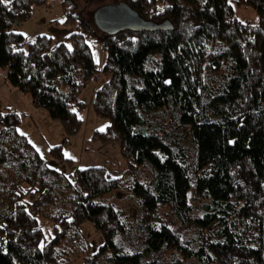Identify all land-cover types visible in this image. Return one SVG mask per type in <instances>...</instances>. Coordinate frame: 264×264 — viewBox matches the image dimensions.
<instances>
[{
    "label": "trees",
    "instance_id": "1",
    "mask_svg": "<svg viewBox=\"0 0 264 264\" xmlns=\"http://www.w3.org/2000/svg\"><path fill=\"white\" fill-rule=\"evenodd\" d=\"M47 1L0 0L5 79L73 135L82 88L99 71L87 39L97 41L107 80L92 107L109 125L93 139L118 142L127 166L69 177L18 132L16 111H1L0 264H65L90 246L83 220L103 243L79 264H264V0H123L173 27L117 34L61 0L76 30L53 47L45 34L27 42L13 29ZM231 2L251 6L257 24L235 17ZM50 154L71 161L60 144ZM120 188L135 198L136 219L97 200ZM39 218L52 224L49 240Z\"/></svg>",
    "mask_w": 264,
    "mask_h": 264
},
{
    "label": "rangeland",
    "instance_id": "2",
    "mask_svg": "<svg viewBox=\"0 0 264 264\" xmlns=\"http://www.w3.org/2000/svg\"><path fill=\"white\" fill-rule=\"evenodd\" d=\"M74 1L77 4L76 13L94 28H98L93 20L95 11L98 8L124 2L123 0ZM231 3L234 6L235 17L242 21H249L251 24H257L258 16L251 6ZM30 15L29 19L13 25V29L16 32H21L27 42L33 40L37 35L45 34L51 38V46L53 47V45L62 42L70 33L76 30L75 25L64 23L61 0H48L46 4L34 6ZM87 43L90 45L92 56L99 71L95 78H92L82 88L79 100L83 102V105L81 108L74 109L81 122L80 128L75 134H65L60 121L52 119L46 109L35 106L31 102L29 93L21 92L13 85H10L3 74L2 70L5 69L3 67H0V112L7 108L11 111H16L20 115V122L17 127L18 132L25 134L39 156L46 161V164L57 171L59 170L71 177L76 169L103 165L109 176H119L127 166L120 153V144L116 141L103 143L93 139L95 130H104L109 125V121L106 118L95 115L92 107V99L97 88L107 80V77L102 73V65L105 63L106 53L94 39L88 38ZM59 144L62 145L63 156L70 159V162L61 161L50 154L51 148ZM97 200L101 203H112L120 210L122 216L129 220L137 217L139 212L135 198L126 188L104 193ZM38 222L44 233V240H49L53 234L51 222L41 218H39ZM79 229L88 239L90 246L81 254H78V251L73 249L70 254L64 256L65 264L81 263L84 256L93 255L103 243L101 232L89 220H83ZM65 243L69 245V242L66 241Z\"/></svg>",
    "mask_w": 264,
    "mask_h": 264
},
{
    "label": "water",
    "instance_id": "3",
    "mask_svg": "<svg viewBox=\"0 0 264 264\" xmlns=\"http://www.w3.org/2000/svg\"><path fill=\"white\" fill-rule=\"evenodd\" d=\"M93 20L98 29L105 34H117L119 31L128 30L134 32L171 30L173 27L171 22L166 19L157 23L151 19L143 18L137 10L125 2L98 8Z\"/></svg>",
    "mask_w": 264,
    "mask_h": 264
},
{
    "label": "crops",
    "instance_id": "4",
    "mask_svg": "<svg viewBox=\"0 0 264 264\" xmlns=\"http://www.w3.org/2000/svg\"><path fill=\"white\" fill-rule=\"evenodd\" d=\"M3 71V74L6 75V71L5 70H2Z\"/></svg>",
    "mask_w": 264,
    "mask_h": 264
},
{
    "label": "snow or ice",
    "instance_id": "5",
    "mask_svg": "<svg viewBox=\"0 0 264 264\" xmlns=\"http://www.w3.org/2000/svg\"><path fill=\"white\" fill-rule=\"evenodd\" d=\"M69 50H71L70 46H69Z\"/></svg>",
    "mask_w": 264,
    "mask_h": 264
}]
</instances>
